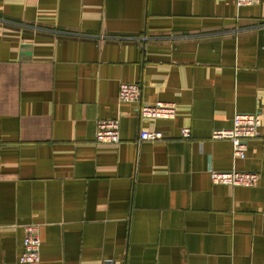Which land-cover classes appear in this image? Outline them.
<instances>
[{
  "label": "crops",
  "instance_id": "obj_1",
  "mask_svg": "<svg viewBox=\"0 0 264 264\" xmlns=\"http://www.w3.org/2000/svg\"><path fill=\"white\" fill-rule=\"evenodd\" d=\"M156 101L175 117L139 114ZM235 112L261 117L236 160L211 138ZM108 118L117 143L95 141ZM210 167L259 179L215 184ZM27 224L40 264H261L264 0H0V264H24Z\"/></svg>",
  "mask_w": 264,
  "mask_h": 264
},
{
  "label": "built area",
  "instance_id": "obj_2",
  "mask_svg": "<svg viewBox=\"0 0 264 264\" xmlns=\"http://www.w3.org/2000/svg\"><path fill=\"white\" fill-rule=\"evenodd\" d=\"M259 0H235L238 7L257 4ZM140 86L136 83L122 82L118 87V99L121 102H138ZM139 114L145 118L173 119L175 117V104L173 102L156 101L153 104H138ZM261 117L258 113L235 112L232 124L228 129L213 130L211 138L226 139L230 142L233 158L242 159L247 150V141L258 135ZM181 135L184 138L190 136L189 128H182ZM95 141L102 143H117L120 140L118 118L98 120L96 123ZM162 133L157 130H141L137 140H159ZM210 179L215 184L231 186L253 187L257 184L259 174L255 171H240L235 168L228 171L208 169ZM40 235L36 224H27L24 227L22 252L18 258L24 264H40ZM103 264H124L123 260L106 259ZM264 264V258L261 262Z\"/></svg>",
  "mask_w": 264,
  "mask_h": 264
}]
</instances>
